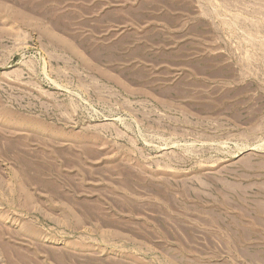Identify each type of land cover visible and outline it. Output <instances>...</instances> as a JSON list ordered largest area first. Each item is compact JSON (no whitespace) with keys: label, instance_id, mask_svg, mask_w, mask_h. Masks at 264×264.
Masks as SVG:
<instances>
[{"label":"rangeland","instance_id":"obj_1","mask_svg":"<svg viewBox=\"0 0 264 264\" xmlns=\"http://www.w3.org/2000/svg\"><path fill=\"white\" fill-rule=\"evenodd\" d=\"M0 264H264V0H0Z\"/></svg>","mask_w":264,"mask_h":264}]
</instances>
